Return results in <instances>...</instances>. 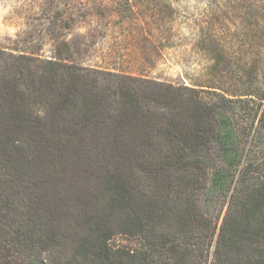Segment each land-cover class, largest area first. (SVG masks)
Returning a JSON list of instances; mask_svg holds the SVG:
<instances>
[{
    "label": "trees",
    "instance_id": "16d2710c",
    "mask_svg": "<svg viewBox=\"0 0 264 264\" xmlns=\"http://www.w3.org/2000/svg\"><path fill=\"white\" fill-rule=\"evenodd\" d=\"M250 17L198 81L0 47V264H264V0Z\"/></svg>",
    "mask_w": 264,
    "mask_h": 264
},
{
    "label": "rangeland",
    "instance_id": "374dc122",
    "mask_svg": "<svg viewBox=\"0 0 264 264\" xmlns=\"http://www.w3.org/2000/svg\"><path fill=\"white\" fill-rule=\"evenodd\" d=\"M257 5L258 0H0V47L52 58L68 44L72 53L78 48L74 57L87 67L135 71L157 81H198L213 46L252 45L245 36Z\"/></svg>",
    "mask_w": 264,
    "mask_h": 264
},
{
    "label": "crops",
    "instance_id": "0c3cea01",
    "mask_svg": "<svg viewBox=\"0 0 264 264\" xmlns=\"http://www.w3.org/2000/svg\"><path fill=\"white\" fill-rule=\"evenodd\" d=\"M109 70H110V71H114V72H123V73H127V72L123 71V70L120 69V68H114V67H112V68H110ZM127 74L134 75V76H142V74H139V72L137 73V72H135V71L130 72V73L128 72Z\"/></svg>",
    "mask_w": 264,
    "mask_h": 264
}]
</instances>
